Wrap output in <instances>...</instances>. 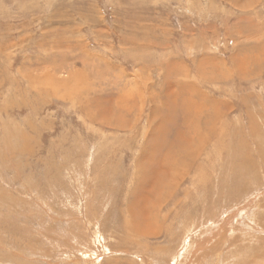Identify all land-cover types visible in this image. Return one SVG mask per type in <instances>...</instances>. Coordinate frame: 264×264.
Listing matches in <instances>:
<instances>
[{
    "label": "rangeland",
    "instance_id": "1",
    "mask_svg": "<svg viewBox=\"0 0 264 264\" xmlns=\"http://www.w3.org/2000/svg\"><path fill=\"white\" fill-rule=\"evenodd\" d=\"M0 264H264V0H0Z\"/></svg>",
    "mask_w": 264,
    "mask_h": 264
},
{
    "label": "bare ground",
    "instance_id": "2",
    "mask_svg": "<svg viewBox=\"0 0 264 264\" xmlns=\"http://www.w3.org/2000/svg\"><path fill=\"white\" fill-rule=\"evenodd\" d=\"M34 111V110H33ZM152 172V171H151ZM151 175V174H150ZM149 179V178H148ZM103 213V212H102Z\"/></svg>",
    "mask_w": 264,
    "mask_h": 264
}]
</instances>
